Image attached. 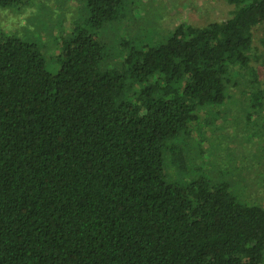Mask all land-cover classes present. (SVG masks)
<instances>
[{
  "label": "trees",
  "instance_id": "1",
  "mask_svg": "<svg viewBox=\"0 0 264 264\" xmlns=\"http://www.w3.org/2000/svg\"><path fill=\"white\" fill-rule=\"evenodd\" d=\"M78 1L85 22L52 36L54 73L35 41L0 29V264H264V205L164 171L234 91L264 122L246 72L264 0H226V19L156 39L120 31L137 0Z\"/></svg>",
  "mask_w": 264,
  "mask_h": 264
},
{
  "label": "rangeland",
  "instance_id": "2",
  "mask_svg": "<svg viewBox=\"0 0 264 264\" xmlns=\"http://www.w3.org/2000/svg\"><path fill=\"white\" fill-rule=\"evenodd\" d=\"M79 3L78 0H24L19 7L0 8V29L35 41L47 70L54 73L58 64L53 59L56 44L52 36L71 30L75 19L78 24L85 22L87 13ZM232 8L226 0H137L132 22L119 28L125 33L129 28L146 27L145 33H152L156 39L160 32L179 23L199 26L222 21ZM252 32L257 57L246 72L254 69L260 87L264 88V22ZM232 98L236 102L212 108L207 127L201 122L192 124V128L200 125L201 130L194 134L196 141L187 146L184 168L173 169L166 161L164 171L168 179L178 183L198 178L212 185L227 182L237 191L234 192L237 197L241 194L264 205V122L253 118L248 121L243 115L247 107L238 101V92L234 91ZM203 115L199 112L198 119L203 120Z\"/></svg>",
  "mask_w": 264,
  "mask_h": 264
}]
</instances>
